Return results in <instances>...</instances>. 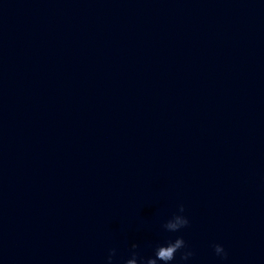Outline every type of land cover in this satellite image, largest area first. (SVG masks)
<instances>
[{
  "label": "water",
  "instance_id": "1",
  "mask_svg": "<svg viewBox=\"0 0 264 264\" xmlns=\"http://www.w3.org/2000/svg\"><path fill=\"white\" fill-rule=\"evenodd\" d=\"M178 235L264 264V0H0V264Z\"/></svg>",
  "mask_w": 264,
  "mask_h": 264
},
{
  "label": "clouds",
  "instance_id": "2",
  "mask_svg": "<svg viewBox=\"0 0 264 264\" xmlns=\"http://www.w3.org/2000/svg\"><path fill=\"white\" fill-rule=\"evenodd\" d=\"M185 205L178 204L177 211L166 219L162 228L169 233H177L189 224V218L184 214ZM140 245L133 242L130 246L129 255L127 258H122V264H170L176 260V254L180 253V262L188 261L194 252L187 245L183 236L178 235L175 239H168L164 243H157L154 247V254L144 256L139 251ZM215 254L221 259H227L228 253L222 244L216 243L213 245ZM106 264H121L117 260V249L110 248L106 257Z\"/></svg>",
  "mask_w": 264,
  "mask_h": 264
}]
</instances>
